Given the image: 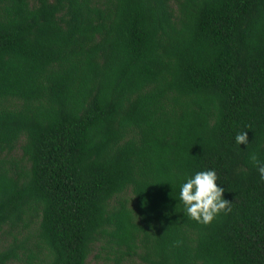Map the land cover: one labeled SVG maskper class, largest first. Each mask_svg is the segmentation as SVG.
<instances>
[{"label": "trees", "instance_id": "1", "mask_svg": "<svg viewBox=\"0 0 264 264\" xmlns=\"http://www.w3.org/2000/svg\"><path fill=\"white\" fill-rule=\"evenodd\" d=\"M253 153L264 0H0V264H264ZM208 168L205 224L179 186Z\"/></svg>", "mask_w": 264, "mask_h": 264}, {"label": "clouds", "instance_id": "2", "mask_svg": "<svg viewBox=\"0 0 264 264\" xmlns=\"http://www.w3.org/2000/svg\"><path fill=\"white\" fill-rule=\"evenodd\" d=\"M235 142L248 146L247 131L237 132ZM250 159L257 166L259 178L264 180V160L253 153ZM215 168L197 170L185 174L179 186V199L184 205L185 214L201 223H210L221 212L231 211L230 202L223 198L224 188L218 185Z\"/></svg>", "mask_w": 264, "mask_h": 264}, {"label": "rangeland", "instance_id": "3", "mask_svg": "<svg viewBox=\"0 0 264 264\" xmlns=\"http://www.w3.org/2000/svg\"><path fill=\"white\" fill-rule=\"evenodd\" d=\"M13 156L16 158H19L21 156V151L19 148L15 150ZM9 264H18V263L12 262ZM87 264H106L104 255L103 254H101L100 256H96L95 254L90 255L87 260ZM131 264H139V263L132 262Z\"/></svg>", "mask_w": 264, "mask_h": 264}]
</instances>
